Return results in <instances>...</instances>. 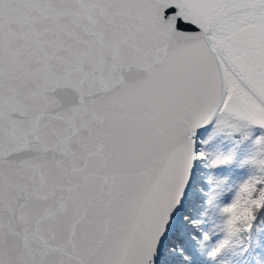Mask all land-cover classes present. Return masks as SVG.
Returning a JSON list of instances; mask_svg holds the SVG:
<instances>
[{"label": "snow or ice", "instance_id": "6c2138e0", "mask_svg": "<svg viewBox=\"0 0 264 264\" xmlns=\"http://www.w3.org/2000/svg\"><path fill=\"white\" fill-rule=\"evenodd\" d=\"M0 264H264V0H0Z\"/></svg>", "mask_w": 264, "mask_h": 264}]
</instances>
